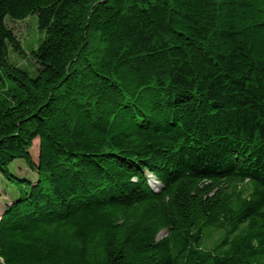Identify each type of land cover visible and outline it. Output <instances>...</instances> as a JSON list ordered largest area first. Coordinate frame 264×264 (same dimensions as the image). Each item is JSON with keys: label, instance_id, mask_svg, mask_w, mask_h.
<instances>
[{"label": "trees", "instance_id": "trees-1", "mask_svg": "<svg viewBox=\"0 0 264 264\" xmlns=\"http://www.w3.org/2000/svg\"><path fill=\"white\" fill-rule=\"evenodd\" d=\"M0 176V264H264V0H0Z\"/></svg>", "mask_w": 264, "mask_h": 264}, {"label": "rangeland", "instance_id": "rangeland-1", "mask_svg": "<svg viewBox=\"0 0 264 264\" xmlns=\"http://www.w3.org/2000/svg\"><path fill=\"white\" fill-rule=\"evenodd\" d=\"M9 26L14 30L17 37L20 39L25 56L21 57L15 52H11V59L19 65L35 69L36 61L32 56V49L36 48L39 40L43 36L37 27L36 16H29L24 20L8 19ZM32 154L35 160L39 154V138L35 139L32 146ZM11 170L20 178L33 180L37 178L36 174L28 167L23 159H17L11 164ZM27 182L16 183L0 176V216L11 199L22 196L27 191ZM165 235V231L161 232L160 236Z\"/></svg>", "mask_w": 264, "mask_h": 264}]
</instances>
